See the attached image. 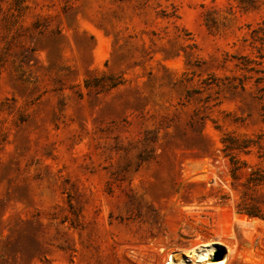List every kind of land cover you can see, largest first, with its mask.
<instances>
[{
	"label": "rangeland",
	"instance_id": "rangeland-1",
	"mask_svg": "<svg viewBox=\"0 0 264 264\" xmlns=\"http://www.w3.org/2000/svg\"><path fill=\"white\" fill-rule=\"evenodd\" d=\"M262 24L264 0H0V264H264Z\"/></svg>",
	"mask_w": 264,
	"mask_h": 264
},
{
	"label": "trees",
	"instance_id": "trees-1",
	"mask_svg": "<svg viewBox=\"0 0 264 264\" xmlns=\"http://www.w3.org/2000/svg\"><path fill=\"white\" fill-rule=\"evenodd\" d=\"M21 1H17L16 5L17 7H20ZM252 39L253 42L259 43V47L257 49L258 57L261 60H264V24L259 26L257 29L252 31ZM245 62V66L243 69L247 70L248 72L254 71V68L252 67L253 61L249 58L243 59ZM101 77H95L92 80L88 81L86 83L87 87H94V88H105L106 85L101 83ZM120 82H117L115 80H112L107 87L108 88H115L117 87ZM223 144V148L221 149L223 152H226V156L229 157V161L231 164V176L233 179H236L238 176V171L240 169L239 161L235 157V155L232 154L234 151H240V152H248V149L252 145V141L250 139H241L233 135H227L224 137L221 141ZM256 172H253L251 176L248 178L247 183L253 186L259 185L261 180L258 178H255L253 175ZM246 213L250 216H258V213H256L253 209H247Z\"/></svg>",
	"mask_w": 264,
	"mask_h": 264
},
{
	"label": "water",
	"instance_id": "water-1",
	"mask_svg": "<svg viewBox=\"0 0 264 264\" xmlns=\"http://www.w3.org/2000/svg\"><path fill=\"white\" fill-rule=\"evenodd\" d=\"M217 254H221V253L218 251Z\"/></svg>",
	"mask_w": 264,
	"mask_h": 264
},
{
	"label": "bare ground",
	"instance_id": "bare-ground-1",
	"mask_svg": "<svg viewBox=\"0 0 264 264\" xmlns=\"http://www.w3.org/2000/svg\"><path fill=\"white\" fill-rule=\"evenodd\" d=\"M218 245V244H217ZM212 250V249H211ZM214 251V250H213Z\"/></svg>",
	"mask_w": 264,
	"mask_h": 264
}]
</instances>
